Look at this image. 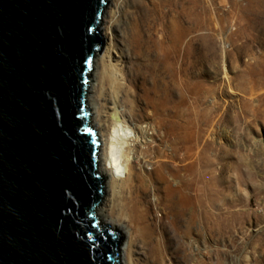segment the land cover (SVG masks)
I'll return each mask as SVG.
<instances>
[{"label":"rangeland","instance_id":"374dc122","mask_svg":"<svg viewBox=\"0 0 264 264\" xmlns=\"http://www.w3.org/2000/svg\"><path fill=\"white\" fill-rule=\"evenodd\" d=\"M111 12L91 87L105 66L101 110L121 91L129 128L144 134L133 167L160 194L154 216L166 223L184 202L178 232L163 228L164 263L264 264V0H109L102 34ZM114 216L103 220L122 229Z\"/></svg>","mask_w":264,"mask_h":264},{"label":"water","instance_id":"95a60500","mask_svg":"<svg viewBox=\"0 0 264 264\" xmlns=\"http://www.w3.org/2000/svg\"><path fill=\"white\" fill-rule=\"evenodd\" d=\"M109 0H0V264H124L88 103Z\"/></svg>","mask_w":264,"mask_h":264},{"label":"bare ground","instance_id":"6f19581e","mask_svg":"<svg viewBox=\"0 0 264 264\" xmlns=\"http://www.w3.org/2000/svg\"><path fill=\"white\" fill-rule=\"evenodd\" d=\"M114 16L115 12H111L110 25L106 27L102 34L105 44L108 37H111L113 27L118 25V19L115 20ZM113 52L110 41L106 45L103 55H101L102 60L111 58ZM106 71L107 68L104 66L100 75H96L98 86L90 87L95 91L96 97L91 95L88 97L89 106L94 114L92 123L98 130L101 143L104 144L103 153L100 154V160L102 157L100 172L105 178L106 189H109V191L106 190L100 210L102 219L115 215L114 222L118 225L116 227L122 228L126 233V245L123 254L124 264H165L164 251L160 244L165 231L163 228H166L169 233H177L179 225L184 222L188 212L184 208V202L179 201L174 207L173 213L171 212L173 218L168 222L164 223L162 219L154 216L155 211L161 212L162 210L160 194L157 190H152L143 178L138 184L133 167L136 154H140L142 159L146 158L144 151L139 150V152L137 150L138 143L143 141V131H141L140 137L129 128L125 118L126 114L121 108V91L111 89L110 112L102 111L99 104V100L105 94L103 82ZM113 76L115 77L111 78L113 83L120 82L121 78L118 73H114ZM115 87L116 85L111 88L115 89ZM102 118L104 120H101ZM106 125L109 126V131L105 138L102 130L103 126ZM150 194L156 198L154 203L143 199L144 195L149 196ZM177 196L179 199L181 198L178 194ZM109 200L111 204L110 212H108L105 205V202ZM137 247L141 250L142 258H135Z\"/></svg>","mask_w":264,"mask_h":264}]
</instances>
